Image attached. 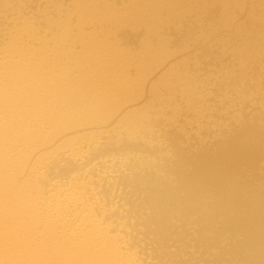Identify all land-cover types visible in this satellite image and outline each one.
I'll list each match as a JSON object with an SVG mask.
<instances>
[{
	"label": "bare ground",
	"instance_id": "6f19581e",
	"mask_svg": "<svg viewBox=\"0 0 264 264\" xmlns=\"http://www.w3.org/2000/svg\"><path fill=\"white\" fill-rule=\"evenodd\" d=\"M0 264H264V0H0Z\"/></svg>",
	"mask_w": 264,
	"mask_h": 264
}]
</instances>
